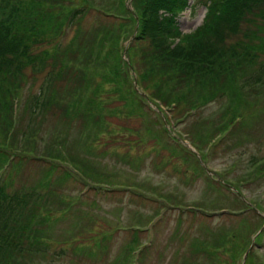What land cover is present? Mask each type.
<instances>
[{"label": "rangeland", "instance_id": "rangeland-1", "mask_svg": "<svg viewBox=\"0 0 264 264\" xmlns=\"http://www.w3.org/2000/svg\"><path fill=\"white\" fill-rule=\"evenodd\" d=\"M89 1L67 0L65 7L80 9ZM133 1L127 2L130 11H134ZM12 3L0 0V14L14 7ZM96 6L116 10L121 0H94ZM205 14L204 0H190L178 21L182 37L201 27ZM79 22L48 43L31 47L36 54L54 55L57 48L76 49L83 42L91 52L94 62L86 76L79 77L81 84L72 86L71 92L64 89L59 96L53 93L59 113L46 115L42 126V115L36 121L33 113L47 72L32 76V67H27L22 79H9L11 86L19 88L20 102L15 131H8V113L0 114V145L5 137L8 142L0 146V182L9 185V196L34 202L36 208L24 202L20 209L5 210L8 223L0 227L1 233H6L16 211L22 210L15 227L22 226L18 235L25 242L23 251L0 249L6 264H264V92L262 99L251 96L254 110L243 109L245 118L239 119L229 104L222 103L228 100L207 97H198L197 110L194 107L179 116L174 107L152 98L137 96L134 106H124L114 87L122 91L133 86L116 74V86L109 82L116 58L113 55L109 67L103 60L114 49L113 43L94 41L104 29L99 28L103 21L93 10ZM137 29L129 25L116 31V42L120 35L125 50L121 58L132 67L134 89L139 91L142 85L156 89V75H145L150 62L142 61L139 54L136 57L139 45L132 58ZM243 30L233 42L252 32L247 24ZM103 73L109 78H103ZM89 77L94 89L90 97L88 90L84 98H74L72 92ZM5 82L0 84L10 87ZM86 87L85 82L81 89ZM103 88L105 94L100 93ZM52 91L53 87L50 95ZM195 92L202 96L206 91L199 87ZM163 95L170 101L169 95ZM88 98L102 102V109L71 112L76 109L73 102ZM186 100L181 107L190 104ZM94 122H98L96 128ZM163 127L173 140L191 144L215 174L198 164L191 147L180 143L189 154L169 147L157 135ZM63 152L72 164L48 161L47 156H64ZM34 239L41 245L29 247Z\"/></svg>", "mask_w": 264, "mask_h": 264}, {"label": "trees", "instance_id": "trees-1", "mask_svg": "<svg viewBox=\"0 0 264 264\" xmlns=\"http://www.w3.org/2000/svg\"><path fill=\"white\" fill-rule=\"evenodd\" d=\"M128 1L121 0V6L112 10L115 8H109L110 6L94 8V0L85 2L80 9L65 7L67 0H14L12 4L15 6L0 14V83L6 80L5 83L10 84L9 79L16 81L17 78L22 79L27 67H32L34 74L32 76L47 72L35 99L33 113L36 121L42 115L39 122L41 126L44 119H47L44 118L46 115L59 113V105L54 103L53 93L59 96L64 89L71 92L72 86L81 84L83 79L79 77H85V71H89L94 62L91 52L83 42H79L75 46L76 49L57 48L54 55L47 51L43 54H36L31 47L44 42L48 43L51 38L63 35L65 29L79 25V21L94 10L103 21L99 28L104 27L96 34L94 41L96 43L112 41L113 43L114 49L108 55L105 53L103 60L105 66L109 67L113 65V55L116 58V73L113 71V77L111 75L109 82H115L116 74L124 84L133 86V89L121 91L115 82L114 92L117 93L118 101L124 106H134L138 99L152 98L160 101L165 107H174L179 116L182 111H184L182 114L190 113L198 97H207L210 100L214 98L220 101L228 100L229 102L222 103L224 106L229 104L228 107H231L229 109H233L231 112L238 119L245 118L243 109L254 110L253 105L256 106V103L251 96L257 95L255 96L257 100L260 95L262 99L264 92V0H204L206 5L204 24L185 37H182L178 21L188 9L190 0H134V11L129 10ZM5 14L7 15L3 18ZM117 23L118 29L115 28ZM137 23L139 25L135 44L131 48L132 58L136 46L139 45L136 57L139 54L142 61L150 62L145 69V75H150V77L153 74L156 75L153 76L155 84H158L156 89L144 85L139 91L134 89L137 81L136 78L133 81L130 77L133 71L131 65L121 58L124 51L121 47L120 35L116 42V31L129 25L135 28ZM244 24L252 28L249 37L233 42L234 36H241ZM127 36L125 34L123 38ZM84 56H88L87 59ZM80 57H82L81 60ZM86 60L89 63H85ZM103 75V78H109L106 73ZM90 79L91 77L87 78V81L84 80L83 84L87 83L84 90L81 89L82 84L80 88L77 87L72 92L75 93L74 98H84L88 90H91L90 97L94 90L89 82ZM52 87L54 92L52 91L50 95ZM199 87L205 88L206 92L202 96L195 92ZM18 91L19 88L11 84L7 88L0 84V114H5V111L10 116V127L7 128L10 132L16 129L15 118L17 119L20 102ZM100 93L105 94L106 89H100ZM163 93L169 95L170 101L165 99ZM186 98L189 99L186 101L190 104L181 107V103ZM97 101L89 98L79 99L78 102H73L76 106L75 110H72L70 106L67 110L69 112L72 110V113L76 111L93 112L94 110L96 112L102 109V102L97 103ZM140 104L142 105L141 102ZM63 109L66 110V107L63 106ZM194 110L197 108L195 107ZM83 117L86 118L87 115ZM96 123L98 122L93 123L94 128H96ZM3 126L5 127V124ZM60 135L65 134L60 132ZM157 135L166 140L174 151H185L189 154L186 147L167 135L165 127L161 128ZM4 143L8 144L6 137L2 145ZM64 153V156H47V159L52 162L59 161L58 164H72V160H67ZM2 171L3 169H0V173ZM7 188L9 185H6L5 181L0 182V227L2 229L4 224L8 223L5 210L20 209L24 202L27 207H35L34 202L23 201L17 195L9 196L6 192ZM20 212L16 211V216L10 219L12 222L8 225L6 233L2 234L0 230V249L7 248L8 252H13L22 248L23 251L25 242L22 235H18L22 226L15 227L20 221L18 218L21 216ZM230 213L235 214L234 211ZM11 227H14L13 232H9ZM35 242L39 244L36 245ZM34 245L38 247L41 241L34 239L29 247H34ZM34 250L37 251V249ZM0 264H6L3 255L0 256Z\"/></svg>", "mask_w": 264, "mask_h": 264}, {"label": "water", "instance_id": "water-1", "mask_svg": "<svg viewBox=\"0 0 264 264\" xmlns=\"http://www.w3.org/2000/svg\"><path fill=\"white\" fill-rule=\"evenodd\" d=\"M131 1H133V0H131ZM129 9H131V7H129ZM136 17V19H137V21H138V17L137 16H135ZM138 26V25H137ZM134 38V37H133ZM132 42V41H131ZM135 85H136V87H137V83H135ZM184 143V142H183ZM188 147H190L189 145H188ZM199 158H200V156H199ZM200 162H201V164L205 167V169H206V171L208 172V174H210V175H214V173L213 172H211L206 166H205V164H204V162L202 161V159L200 158ZM251 250H252V248H250L249 250H248V252H247V254L245 255V257H244V262H245V260H246V258L248 257V255H249V253L251 252Z\"/></svg>", "mask_w": 264, "mask_h": 264}]
</instances>
